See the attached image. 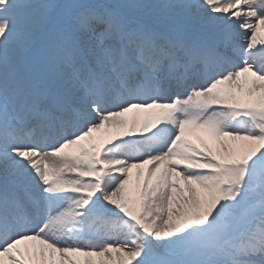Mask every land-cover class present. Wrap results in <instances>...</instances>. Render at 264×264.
Wrapping results in <instances>:
<instances>
[{"label": "snow or ice", "instance_id": "6c2138e0", "mask_svg": "<svg viewBox=\"0 0 264 264\" xmlns=\"http://www.w3.org/2000/svg\"><path fill=\"white\" fill-rule=\"evenodd\" d=\"M0 264H264V0H0Z\"/></svg>", "mask_w": 264, "mask_h": 264}, {"label": "rangeland", "instance_id": "374dc122", "mask_svg": "<svg viewBox=\"0 0 264 264\" xmlns=\"http://www.w3.org/2000/svg\"><path fill=\"white\" fill-rule=\"evenodd\" d=\"M206 139H207V137H205ZM193 139L195 140V137H193ZM197 142H199V141H197Z\"/></svg>", "mask_w": 264, "mask_h": 264}]
</instances>
